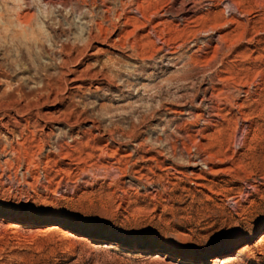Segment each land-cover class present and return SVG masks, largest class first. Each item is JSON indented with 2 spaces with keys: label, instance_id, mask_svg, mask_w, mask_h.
Segmentation results:
<instances>
[{
  "label": "rangeland",
  "instance_id": "374dc122",
  "mask_svg": "<svg viewBox=\"0 0 264 264\" xmlns=\"http://www.w3.org/2000/svg\"><path fill=\"white\" fill-rule=\"evenodd\" d=\"M0 264H264V0H0Z\"/></svg>",
  "mask_w": 264,
  "mask_h": 264
},
{
  "label": "bare ground",
  "instance_id": "6f19581e",
  "mask_svg": "<svg viewBox=\"0 0 264 264\" xmlns=\"http://www.w3.org/2000/svg\"><path fill=\"white\" fill-rule=\"evenodd\" d=\"M210 4V3H209ZM46 5V4H45ZM209 6V5H208ZM165 44V43H164ZM165 46V45H164ZM3 218V217H2ZM10 220V219H9ZM22 223V222H21ZM229 249V248H228Z\"/></svg>",
  "mask_w": 264,
  "mask_h": 264
}]
</instances>
